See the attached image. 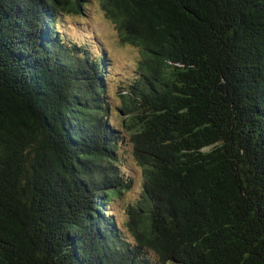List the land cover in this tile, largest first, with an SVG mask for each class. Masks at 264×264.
Returning <instances> with one entry per match:
<instances>
[{"label":"trees","instance_id":"1","mask_svg":"<svg viewBox=\"0 0 264 264\" xmlns=\"http://www.w3.org/2000/svg\"><path fill=\"white\" fill-rule=\"evenodd\" d=\"M91 1L0 0V264H264V0H103L118 103L61 30Z\"/></svg>","mask_w":264,"mask_h":264},{"label":"rangeland","instance_id":"2","mask_svg":"<svg viewBox=\"0 0 264 264\" xmlns=\"http://www.w3.org/2000/svg\"><path fill=\"white\" fill-rule=\"evenodd\" d=\"M86 6L84 14L63 16L61 30L65 31L69 41L82 43L85 48L92 50L94 55L101 54L102 50L106 53L110 71L107 77L108 91L115 96L113 99L115 103L121 100L124 102V94H122L124 91L121 87H127L140 76L138 65L143 53L141 48L122 40L118 24L107 15L103 0H92L89 4L86 3ZM123 131L125 139L121 149L127 152L132 150V147L126 144L130 137L124 129ZM129 165L130 174L135 176V183L130 191L123 193L110 206L117 220L125 219L127 204L135 200L141 188L140 166L132 156L129 158Z\"/></svg>","mask_w":264,"mask_h":264},{"label":"water","instance_id":"3","mask_svg":"<svg viewBox=\"0 0 264 264\" xmlns=\"http://www.w3.org/2000/svg\"><path fill=\"white\" fill-rule=\"evenodd\" d=\"M12 99V97L9 99V101H8V103H6L4 100H2L3 101V103L6 105V106H9V102H10V100Z\"/></svg>","mask_w":264,"mask_h":264}]
</instances>
